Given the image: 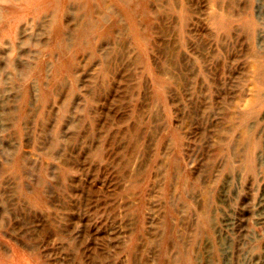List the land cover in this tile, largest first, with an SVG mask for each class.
<instances>
[{
    "label": "rangeland",
    "instance_id": "rangeland-1",
    "mask_svg": "<svg viewBox=\"0 0 264 264\" xmlns=\"http://www.w3.org/2000/svg\"><path fill=\"white\" fill-rule=\"evenodd\" d=\"M0 264H264V0H0Z\"/></svg>",
    "mask_w": 264,
    "mask_h": 264
}]
</instances>
